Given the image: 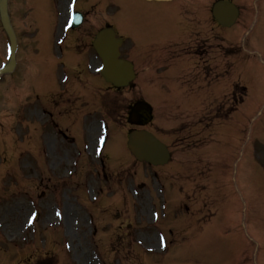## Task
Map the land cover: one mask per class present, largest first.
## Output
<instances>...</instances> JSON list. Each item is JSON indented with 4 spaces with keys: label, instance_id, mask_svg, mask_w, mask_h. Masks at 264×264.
Segmentation results:
<instances>
[{
    "label": "rangeland",
    "instance_id": "rangeland-1",
    "mask_svg": "<svg viewBox=\"0 0 264 264\" xmlns=\"http://www.w3.org/2000/svg\"><path fill=\"white\" fill-rule=\"evenodd\" d=\"M116 1H76V11L83 12L86 15L85 22L77 30H69L71 33H69L68 39L80 40L81 46L78 48L81 52L85 51L91 55L92 70L100 65V62L89 43L104 23H110L118 35L125 37L126 33H129L124 26L125 19L134 21L147 16L145 12L143 14L132 7L127 10L124 8L123 11L117 14ZM198 1L205 4L206 1L211 2L212 0ZM232 1L236 4L242 2V0ZM260 2L261 0H251L249 4V0H244L242 2V18L237 23L238 26L234 27L236 30H232L236 31L237 36L234 39L236 42L243 39L246 41L259 40L260 44L253 49L260 54V57L257 56L258 59L263 61L264 22L261 19L263 10L260 8L262 6ZM70 3V0L9 1V14L18 40V51L16 68L13 74L0 78V264H32L35 262L36 256L42 260L43 264L46 260L48 262L45 264H254L255 260L256 264H264V250L262 249V246L264 247V218L258 216L260 213L264 215V202L259 201V198L256 197L264 184V173L259 169V164L254 158L255 155L261 156L263 158L261 163L264 167V103H262V96H264V66L254 70V73L248 78V86L251 90L250 96H248L250 105L247 110L243 108L248 121H242L239 115H235L229 122L231 134H234L238 125L242 126L244 134L240 135V139L235 134L229 146H220L218 158V164L228 171L230 180L240 189L243 188V185H241L243 171H247L250 175L251 192L248 195L246 190L244 195L246 204L239 207L241 214L238 218V220H242L244 217L249 218L250 224L246 226V231L243 232L242 222H239L235 226V230L242 229L241 232L239 230L240 234L235 233L230 238L229 248H225L221 238L219 241H210L208 237L211 234L209 227L199 232L195 229L192 232L180 229L182 218L173 217L172 212L175 211V206L169 203V201H172L170 197H175L176 193L163 194L158 201H156L154 192V196L153 194L151 196L150 191H153L156 180L159 181L164 176L168 179L169 174L171 175L168 182L179 188L181 183L179 180L182 177L177 174V169L182 165L184 168L187 166L192 171L187 176L188 180L185 188H187V191L188 189H196L195 194L192 196L193 203L190 200L188 204L190 208H198L196 211L189 210L188 218L191 219L190 221L197 220V226L209 220V217L203 216L206 210L211 208L209 206L211 205L210 198L207 195L210 185L207 179L211 166L210 157L207 154L198 156L194 149L186 148L183 145V148L174 150L167 170L154 169L157 175L155 176L153 173L155 176L153 180L150 179L153 176L151 168L144 164L132 163L135 170L133 178L137 177L136 182L141 183L140 187L143 186V189L138 192V194L141 193V197L135 199L137 207L135 222H138V217L142 221L151 220L152 212L149 205L152 200H155L153 206L158 215L152 219L150 225L138 222L139 224L136 223L131 226L132 232L139 235L133 236V242L140 248L136 249L135 246H132L133 250L131 252V247L123 251L121 249L114 251L118 245L117 237L127 233L125 230L118 228L117 223L120 218L128 217L130 220L134 218V200L128 196L126 191L118 192L121 196L120 201L111 202L116 195L107 197L104 200L108 203L106 206L105 203H101L89 212L91 199H87V194H84L81 188L86 187L90 177H95L101 173L99 162L98 165L90 169L88 177H86L87 170H77L72 179L70 174L75 172V168L71 170L72 165H70V162V166H67L68 162L65 161V156L55 159L52 166L55 165V167L61 169L54 171L51 167L52 152L48 151L46 155L43 153L45 145L48 148L52 146V132L50 124L46 123L49 116H46L45 119L39 117L40 99L36 97V88L41 87L44 82H51L55 91H59L62 89L61 81L64 78L72 80L74 77L73 75L69 76L72 71L70 66L66 68L65 65H61L55 41L58 35L59 18L60 28L65 32L63 26L69 17L68 8ZM250 7L251 17L247 21ZM200 16L201 22L205 24L202 28V35H198V40L207 39L208 42H211L210 40L215 34L219 39L229 38L228 35H232L233 38L234 33L232 30L223 29V33L214 31V28L205 22V15L201 14ZM164 17L163 14L153 15L149 18V26L162 28L166 24L163 20ZM245 19L246 24L243 27ZM240 29L243 30V33L242 30L239 31ZM172 39H175V37H172ZM7 43L8 41L0 25V66L7 62L5 48ZM210 56L211 53H208L203 58ZM240 60L241 56H239ZM239 61H236L234 72ZM87 64L86 61V69ZM76 65L73 63L71 66ZM142 67L143 63L141 62L137 67L138 78L130 85V88L124 89L116 95L117 101L121 102L123 117L122 123L111 124V137L116 136L124 140L127 129L123 126V123L126 122V109L134 101L140 98L144 100L145 97V100L155 106L162 98L161 94L155 92L146 93L148 86L152 85L153 81L151 82V80H156V76L151 70H141ZM236 74H239L237 69ZM180 81L184 80L180 78ZM222 81L220 80V84L227 85V81ZM191 87L195 88V86ZM173 101V96H169L168 110H172ZM196 102L204 103L199 97ZM89 109V107L78 109L74 127L78 131L77 136L79 138L81 134L84 137L83 131L88 136L89 121H87V115ZM210 113L207 109L202 108L201 104L200 107H196V110L192 106L186 105L174 111H164L159 106L155 110L152 123L147 128L172 145L175 137L172 128L177 126L183 129L182 135L184 136L190 133L194 135L198 130H201L204 135L210 133V128L205 127L207 122H210L211 118L207 117L210 116ZM205 115V118H200ZM199 118L202 120L198 122ZM96 131L94 129L89 132V135L94 134L89 143L91 149L95 146L96 137L102 135L101 131ZM55 144H57V141H55ZM117 144L113 145L114 149ZM81 149L76 147L74 151L77 161L76 167L87 157L86 150L79 153ZM120 151L121 155L124 154L121 149ZM121 158H119L121 163L118 167L124 168V172H120V176L125 177L126 175L125 181L127 182L129 178H132V170L129 169L131 160H121ZM182 160H184V164H182ZM117 165L113 164V167L110 168L114 170L118 168L115 167ZM201 167L208 169V171L202 172L200 180L203 182L205 189L199 191L198 184L200 180H198L195 170H199ZM116 172H118V169L113 174ZM41 174L42 180L45 179L47 182L48 179V187L44 181L39 180ZM90 185L95 187L97 183L91 181ZM42 190H44V196L40 193ZM183 194L184 192H182ZM73 197L77 200L84 199V201H75ZM165 197H167V200ZM182 198L183 201L184 199L189 201L185 196ZM205 206L207 209H204V214H201L203 211L201 208H205ZM187 209L188 205L186 206ZM105 211L108 213L105 214ZM89 214L102 221L100 224H104L105 231L113 236L112 241L107 243L104 254L97 253L94 249H98V247H94L93 243L103 244V236L107 234L103 232L101 235L90 239L91 225H93V221H96V218L94 220L90 218L92 223L89 222ZM253 220L256 221L255 224H253ZM121 226H125V221ZM95 227H98V223L95 224ZM144 232L163 236L166 244L165 250L147 252L146 254L145 250L148 249V246L151 248L156 246L154 244L156 240L150 235H141ZM204 236L207 242L202 241ZM108 252H111V254L109 255ZM131 260L134 261L130 263Z\"/></svg>",
    "mask_w": 264,
    "mask_h": 264
},
{
    "label": "water",
    "instance_id": "water-1",
    "mask_svg": "<svg viewBox=\"0 0 264 264\" xmlns=\"http://www.w3.org/2000/svg\"><path fill=\"white\" fill-rule=\"evenodd\" d=\"M1 20L11 42V62L3 71H10L14 65L15 37L10 28L6 0H0ZM216 19L224 25L233 22L237 11L227 2H218L213 9ZM78 21V20H77ZM76 21V22H77ZM93 47L102 60V75L106 81L115 86H124L133 78L130 63L118 58L120 40L115 38L111 28H105L98 32L93 40ZM151 119V108L148 104L137 103L131 112L130 121L133 124L144 125ZM128 147L138 159H143L152 164L163 163L168 158L166 148L151 134L144 131L133 132L129 136Z\"/></svg>",
    "mask_w": 264,
    "mask_h": 264
}]
</instances>
